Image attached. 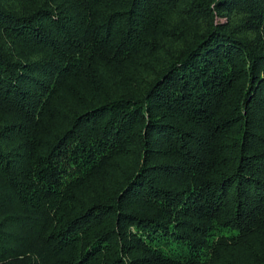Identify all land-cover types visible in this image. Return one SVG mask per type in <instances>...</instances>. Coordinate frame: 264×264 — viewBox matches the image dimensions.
Listing matches in <instances>:
<instances>
[{
	"label": "trees",
	"instance_id": "obj_1",
	"mask_svg": "<svg viewBox=\"0 0 264 264\" xmlns=\"http://www.w3.org/2000/svg\"><path fill=\"white\" fill-rule=\"evenodd\" d=\"M0 264H264V0H0Z\"/></svg>",
	"mask_w": 264,
	"mask_h": 264
}]
</instances>
